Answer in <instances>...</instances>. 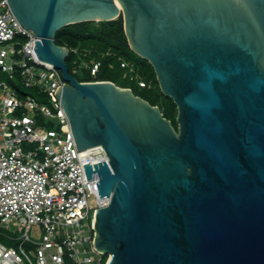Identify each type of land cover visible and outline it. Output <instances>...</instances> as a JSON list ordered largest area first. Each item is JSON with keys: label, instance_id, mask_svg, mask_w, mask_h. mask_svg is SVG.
I'll use <instances>...</instances> for the list:
<instances>
[{"label": "water", "instance_id": "water-1", "mask_svg": "<svg viewBox=\"0 0 264 264\" xmlns=\"http://www.w3.org/2000/svg\"><path fill=\"white\" fill-rule=\"evenodd\" d=\"M7 1L61 71L77 148L108 155L83 164L109 198L94 223L106 264H264V0ZM120 14L177 106V130L130 88L68 71L56 30Z\"/></svg>", "mask_w": 264, "mask_h": 264}, {"label": "built area", "instance_id": "built-area-1", "mask_svg": "<svg viewBox=\"0 0 264 264\" xmlns=\"http://www.w3.org/2000/svg\"><path fill=\"white\" fill-rule=\"evenodd\" d=\"M38 39L19 23L8 1L0 0V73L5 76L0 80V264H106L109 254L94 247V223L96 210L109 198L99 196V175L94 171L87 180L83 164L94 170L93 164L109 158L100 144L77 148L55 93L65 81L58 68L38 58ZM121 65L133 69L128 62ZM83 67L95 75L99 62ZM28 89L52 106L39 103ZM38 113L54 126L37 124ZM12 223L19 228L11 229ZM33 226L41 232L38 240L30 235Z\"/></svg>", "mask_w": 264, "mask_h": 264}, {"label": "trees", "instance_id": "trees-1", "mask_svg": "<svg viewBox=\"0 0 264 264\" xmlns=\"http://www.w3.org/2000/svg\"><path fill=\"white\" fill-rule=\"evenodd\" d=\"M55 43L69 49L65 61L69 73L77 80H109L119 87L131 88L135 95L151 105H157L164 117L169 119L177 130V106L171 97L164 95L161 91L151 63L131 49L121 14L111 20H88L67 24L56 30ZM73 49L76 51H72ZM91 60L99 62L95 75L90 73V68H85V76L77 78L72 72L73 61L84 63ZM124 61L130 63L133 69L129 70L128 67L122 66L121 63ZM127 72L133 80L132 86L122 84L124 80H120L121 75L126 77ZM140 81L144 83V86L139 84ZM20 93H22L21 90ZM26 93L40 97L34 89Z\"/></svg>", "mask_w": 264, "mask_h": 264}, {"label": "rangeland", "instance_id": "rangeland-1", "mask_svg": "<svg viewBox=\"0 0 264 264\" xmlns=\"http://www.w3.org/2000/svg\"><path fill=\"white\" fill-rule=\"evenodd\" d=\"M72 72L77 78H83L85 76L84 75L85 74V68L83 67V63H81V62L77 63V62L73 61V63H72ZM117 75H118V73H117ZM3 79H5V76L2 73H0V80H3ZM120 80H124L122 82V84H127L129 86H132L133 80L130 79L128 72L126 74V77L124 75H121ZM28 90H30V89H28ZM36 99H37V101L39 103H42V104H44L47 107H51L52 106L50 101H49V99L46 98V97H39V98L36 97ZM36 121H37V124H39L41 126H44L46 128L54 126V123L52 122V120L47 118V117H45V116H43L41 113H38L36 115ZM23 147L26 149L27 145L24 144ZM1 226L2 225L0 224V230H3V228ZM17 228H19L18 224H15V223L11 224V229L17 230ZM5 231L8 232L7 230H5ZM9 233L14 234V235L18 234L17 232L16 233L9 232ZM30 235L34 239L38 240L41 237V232L36 227L33 226L31 228V230H30Z\"/></svg>", "mask_w": 264, "mask_h": 264}]
</instances>
